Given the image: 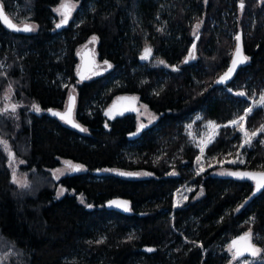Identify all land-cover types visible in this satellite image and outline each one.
<instances>
[{
  "label": "trees",
  "instance_id": "1",
  "mask_svg": "<svg viewBox=\"0 0 264 264\" xmlns=\"http://www.w3.org/2000/svg\"><path fill=\"white\" fill-rule=\"evenodd\" d=\"M73 1L58 28L62 0H0V136L28 180H13L0 143V264H230L231 240L246 233L260 250L252 264H264V187L215 167L197 173L200 150L184 127L195 114L219 125L207 155L238 142L229 122L264 94V0ZM4 16L36 28L17 31ZM232 30L243 31L247 59L221 82L238 43ZM95 57L106 68L81 79ZM8 89L14 111L2 108ZM131 94L158 115L140 131L134 110L111 107ZM70 103L80 127L53 115ZM263 122L264 107L248 113V128ZM244 151L231 173L264 172V144ZM65 161L81 169L57 178ZM188 183L195 189L175 205Z\"/></svg>",
  "mask_w": 264,
  "mask_h": 264
},
{
  "label": "rangeland",
  "instance_id": "2",
  "mask_svg": "<svg viewBox=\"0 0 264 264\" xmlns=\"http://www.w3.org/2000/svg\"><path fill=\"white\" fill-rule=\"evenodd\" d=\"M70 4L73 6L71 10V14H73V11L77 7V3L73 0H69ZM62 3V2H61ZM61 3L59 4L58 8L60 7ZM59 14V20L61 22L62 16ZM234 14V12H232ZM240 17V15L238 16ZM35 27V24H34ZM36 28V27H35ZM231 34L233 35V38L235 39L237 36V31L232 30ZM92 46V42L89 45ZM105 65H101L103 67ZM5 64L2 63L0 68H4ZM12 90L8 89L5 92V104L2 105L3 109L9 108L13 106L12 99ZM128 97L122 98V100L119 101V103H127L129 102V109H132L136 112V115L138 117V121L140 124L148 125L157 120L158 115L144 102H142L139 99L138 95L131 94V95H125ZM264 96V94L260 95V97L255 98L253 97L251 99L254 106H250L248 109H254L258 106L259 101L261 100V97ZM127 101V102H126ZM72 104V103H71ZM117 105V103H115ZM122 107V110L127 109L124 105H119ZM40 108V107H39ZM114 108V103H113ZM247 111L240 115L238 118L235 119L238 123L236 125H233L229 122V124H232L235 127L236 132L239 134L238 142L233 145L232 148L228 150V152L223 153L221 156L219 155H207L206 154V148L212 143L215 136L218 132L219 125L215 121H204L202 123H199V120L201 118L200 114H195L192 118H190L185 124V132L188 135V137L191 139L193 144L197 146L200 150L199 153V160L196 162L195 170L197 173L203 172L206 169H209L211 167H215V172L219 174H228L231 173V167L228 166V164H242L245 161L246 153L244 151V148H249L253 145V143L257 140L264 144V132L259 131L262 127H264V122L257 128V129H250L246 125V118H247ZM240 117H245L244 120H240ZM70 119L72 120L73 124H78V122L75 119L73 107H71V114ZM234 121V120H233ZM244 128L251 139V143L245 144V133L244 131H241V128ZM253 132H257L256 136H251ZM0 142H7V152L9 154V164L12 169V176L13 180L18 183L19 185H26L28 183L26 172L21 171L20 164L22 163V160L17 158L12 151L8 141L0 136ZM3 146L4 144L1 143ZM243 145V146H241ZM5 148V147H4ZM203 149V151H201ZM11 154V155H10ZM231 161H235V163H231ZM241 161H243L241 163ZM69 162V161H65ZM71 165L76 166L77 164L73 162H69ZM62 170L63 174L69 172L68 170V164H64L60 167H57L53 169V173L56 175L57 178L62 176L63 174H58L57 170ZM195 189L194 184H185L182 187H180L174 195V203L175 205H182L187 198L189 197L190 193ZM61 190H63L62 194ZM67 189L65 186L60 185L57 190V197H61L66 193ZM253 243V242H252ZM256 249L258 247L254 245ZM236 250L233 251V256ZM259 252L256 256H253L252 254L248 255H241L237 256L235 258H232V262L230 264H252L254 262H257L259 260Z\"/></svg>",
  "mask_w": 264,
  "mask_h": 264
},
{
  "label": "snow or ice",
  "instance_id": "3",
  "mask_svg": "<svg viewBox=\"0 0 264 264\" xmlns=\"http://www.w3.org/2000/svg\"><path fill=\"white\" fill-rule=\"evenodd\" d=\"M72 5L70 4L69 0H62V3L60 5L59 8L56 9L57 12H59L62 16V20L60 22V24H57V27H61L62 24H66L68 22V19L71 15V10H72ZM2 12H0V16H2ZM4 19V22L7 24L8 27H11L17 31H20V30H23V31H32L34 26H30V25H25L23 29H19L17 28L14 24H12L8 18L6 16L3 17ZM200 27L199 24L196 25V28L198 29ZM96 38L93 37V40H95ZM237 41L240 40V37L237 36L236 37ZM195 49V45H193V50ZM150 49L146 48L145 49V56L142 57V59H145L147 58L148 54H150ZM236 54L237 56H240V48H239V45L237 46V50H236ZM189 56L190 57H193V52H190L189 53ZM247 58L246 57H243L242 59L240 60H237V59H233V62H232V67L229 68L228 72L224 74V76H222L220 78V81L223 82L224 80H226L230 73L233 71L234 67L236 66L237 63H240V62H243V60H246ZM105 63H107V61H105ZM161 63H163V61H161ZM111 65H109L110 67ZM238 95L240 96H244L245 93H238ZM72 98H70L71 100ZM13 107V111L15 110V106H12ZM258 107H264V96L261 97V100L259 101V104H258ZM32 108L34 111L36 112H40V108L38 105H35L33 104L32 105ZM51 111V110H49ZM247 113H251L253 111V109H247L246 110ZM70 114H71V103L69 104V108H68V113L66 114H61V113H57V112H54L53 115H56V116H59L61 120H65L67 123H73L72 120L70 119ZM245 117H240V120H244ZM230 123H232L233 125H236L238 122L237 121H231ZM74 127H80L79 125L77 124H73ZM145 125L141 124L140 127L137 129V131H140V129L144 128ZM81 131H86V129H83L81 128ZM241 131H244L245 133V144H249L251 143V139L249 137V134L248 132L242 127L241 128ZM259 131L261 132H264V127H262ZM135 135V133L133 134ZM257 135V132H253L251 134V136H256ZM0 143H3L4 144V147H5V150H7V142H0ZM243 146V145H241ZM201 151H203V149H201ZM11 155V154H10ZM199 160V157L197 158ZM243 161H241L242 163ZM68 164V170L70 171H80L81 169V166L79 165H76V166H73L71 165L69 162H66ZM231 163H235V161H231ZM57 173L58 174H63L62 170H57ZM122 175H131L130 173H121ZM228 175H232V176H237V177H240V178H244V177H248V178H251V179H256L257 181V189H260L262 187H264V173H247V172H232V173H228ZM63 190H61V193L62 194ZM113 203L117 204L118 206L120 207H123L125 208V210H128L127 209V202H116L114 201ZM89 207H91V205H89ZM131 238V237H130ZM240 241H244L245 244L242 248L240 247H237L238 243ZM251 241V233H246L243 237H240L239 240H234L233 241V244H232V247H237V250L236 252L234 253V257H237V256H241L243 255L244 252H250L253 256H256L257 253L260 251L259 249H256L253 245H251L250 243ZM231 250V249H230ZM149 251H151V249H149Z\"/></svg>",
  "mask_w": 264,
  "mask_h": 264
},
{
  "label": "flooded vegetation",
  "instance_id": "4",
  "mask_svg": "<svg viewBox=\"0 0 264 264\" xmlns=\"http://www.w3.org/2000/svg\"><path fill=\"white\" fill-rule=\"evenodd\" d=\"M90 45V43H87L86 44V46H85V48H87V47H89L93 52H94V49H96L95 48V46H96V44L94 43V46L92 47H90L89 46ZM101 65H105V66H103V67H101ZM84 67L86 68V70L83 72V73H85V76L86 77H90V76H94V75H96V74H100V73H102L103 71H104V69L106 68V63L104 62V61H98L97 59H96V57L95 58H93V60L92 61H90V62H88L87 60H86V62H85V64H84ZM82 73V74H83ZM81 74V75H82ZM124 97H128V96H121V97H118L117 99H116V101H114V107L115 106H117L118 104H119V101L120 100H122V98H124ZM127 102V101H126ZM115 103H117V105H115ZM129 102H127V103H124L123 105H125V107L127 106L128 108H129ZM112 108H113V105L111 106ZM242 246H244V245H242ZM236 250V249H235Z\"/></svg>",
  "mask_w": 264,
  "mask_h": 264
},
{
  "label": "water",
  "instance_id": "5",
  "mask_svg": "<svg viewBox=\"0 0 264 264\" xmlns=\"http://www.w3.org/2000/svg\"><path fill=\"white\" fill-rule=\"evenodd\" d=\"M238 36L240 37V40L238 41V43H237V46L239 45V48H240V56H237V54H236V50H237V46H236V50H235V53H234V58L233 59H237V60H239L240 58H241V56L244 54V51H243V31L242 30H240L239 31V34H238ZM233 62V61H232ZM231 67H232V65H231ZM80 78L81 79H84L85 78V73H83L81 76H80ZM115 111V110H114ZM51 113H53V110H51L50 111ZM59 113V112H58ZM115 113H117V112H114V114ZM107 115H109V116H112V114L110 113H106ZM246 172V171H245ZM248 173V172H247ZM252 173H257V172H252ZM261 173H264V172H261ZM256 180V179H255ZM257 182V181H256ZM114 203H113V201H108L107 202V206L108 207H111L112 205H113ZM244 235H238V236H236V237H234L232 240H231V243L233 244V241L234 240H239V238L240 237H243ZM250 243H251V245H253V243H252V241H250ZM245 244V242L244 241H240L239 243H238V245H237V247H240V248H242L243 246L242 245H244ZM254 246V245H253ZM237 247H234L236 250H237ZM248 254H251L250 252H244L243 253V255H248Z\"/></svg>",
  "mask_w": 264,
  "mask_h": 264
}]
</instances>
